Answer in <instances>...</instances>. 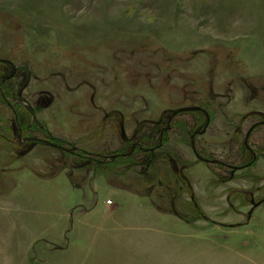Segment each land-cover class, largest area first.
Masks as SVG:
<instances>
[{
	"label": "rangeland",
	"instance_id": "374dc122",
	"mask_svg": "<svg viewBox=\"0 0 264 264\" xmlns=\"http://www.w3.org/2000/svg\"><path fill=\"white\" fill-rule=\"evenodd\" d=\"M261 121L264 0H0V264H264Z\"/></svg>",
	"mask_w": 264,
	"mask_h": 264
},
{
	"label": "water",
	"instance_id": "95a60500",
	"mask_svg": "<svg viewBox=\"0 0 264 264\" xmlns=\"http://www.w3.org/2000/svg\"><path fill=\"white\" fill-rule=\"evenodd\" d=\"M191 112H202V113L206 114V116H207V124H206L205 129L201 132V135L204 134V133L206 132V130H207V127H208L209 123H210V118H209V114H208L205 110H203L202 108H199V107H186V108H181V109H178L177 111H174V112L170 115V117H169V120H168V127L166 128V131L170 128V123H171L172 119H173L175 116L180 115V114H183V113H191ZM260 125H264V124H260ZM257 126H258V125L254 126V127H253V128L247 133L246 138H245V145H247V141H248V139H249V136H250L251 132H252ZM162 139H163V136L161 137L160 145L162 144ZM40 142L43 143V144H45V145H50V146H52V147H56V145L51 144V143H49V142H47V141H40ZM156 148H157V147H156ZM193 150L196 151L195 148H193ZM195 153H196V152H195ZM196 155H197V154H196ZM197 158L200 159L198 155H197ZM205 162H207V163H214V162H211V161H205ZM261 203H262V202H261ZM261 203H260V204H261ZM260 204L255 205V206L253 207V209L256 208V207H257L258 205H260ZM253 209H252V210H253Z\"/></svg>",
	"mask_w": 264,
	"mask_h": 264
},
{
	"label": "flooded vegetation",
	"instance_id": "af4514ba",
	"mask_svg": "<svg viewBox=\"0 0 264 264\" xmlns=\"http://www.w3.org/2000/svg\"><path fill=\"white\" fill-rule=\"evenodd\" d=\"M200 108V107H199ZM204 110V109H203ZM172 114V113H171ZM206 115V114H205ZM170 117V116H169ZM209 118H210V115H209ZM206 119H207V116H206ZM169 120V119H168ZM173 120V119H172ZM172 122V121H171ZM260 124H264V121H261V122H258V123H255L254 125H252L251 126V128L248 130V132L254 127V126H256V125H258L252 132H251V134H250V136H249V138L251 137V135H252V133L258 128V127H264V125H260ZM170 125H171V123H170ZM168 127V126H167ZM166 127V128H167ZM166 128L163 130V132H162V136H164V134H165V132H166ZM170 129V128H169ZM168 129V130H169ZM23 129L21 128V130H20V134H22L23 135ZM247 132V133H248ZM197 134H201V132H196L195 133V135H197ZM247 135V134H246ZM246 138V137H245ZM37 142H39V143H41L40 141H44V140H42V139H35ZM249 140V139H248ZM244 145H245V140H244ZM162 146V144L161 145H159L158 147H161ZM157 147V148H158ZM245 147H246V149L249 151V153H251V155H252V160H251V162H249L247 165H245V166H240V167H235V166H232V165H227V164H224V163H222V162H216L217 164H220V165H224L225 167H227V168H229V169H231V171L232 172H235V171H238V170H243L244 168H247V167H249V166H251V164H253L254 162H256L257 161V159H258V154H256L252 149H251V147L249 146V144H248V141H247V145H245ZM194 151V150H193ZM196 151H194V153H195ZM127 156V155H126ZM263 202V201H262ZM258 204H260V202L258 203ZM262 204V203H261ZM254 207V206H253Z\"/></svg>",
	"mask_w": 264,
	"mask_h": 264
},
{
	"label": "trees",
	"instance_id": "16d2710c",
	"mask_svg": "<svg viewBox=\"0 0 264 264\" xmlns=\"http://www.w3.org/2000/svg\"><path fill=\"white\" fill-rule=\"evenodd\" d=\"M162 147V146H161Z\"/></svg>",
	"mask_w": 264,
	"mask_h": 264
}]
</instances>
